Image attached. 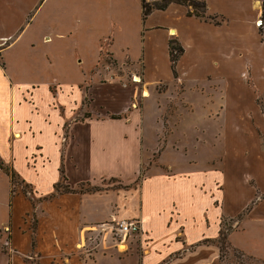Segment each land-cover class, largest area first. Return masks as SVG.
<instances>
[{
	"label": "crops",
	"instance_id": "crops-1",
	"mask_svg": "<svg viewBox=\"0 0 264 264\" xmlns=\"http://www.w3.org/2000/svg\"><path fill=\"white\" fill-rule=\"evenodd\" d=\"M200 1L206 2L208 16H217L218 24L194 16L189 17L187 7L178 4H171L164 11L155 10L143 21L142 0H0V57L2 59L0 62L5 64L4 69L0 67V107L3 92H7L10 97V104L6 105L9 111L10 126L5 139L9 143V149L13 147V140H19L26 134L18 129L21 122L17 118V107L25 103L31 106L33 112L38 110L32 104L21 102V93H29L33 98V92L37 91L39 86L34 83L20 84L14 78L13 70L6 59L11 54V59H18L22 69H37V65L31 60L36 59L33 55L36 45L33 44L34 41L42 44V59H46L49 63L59 59L66 61L67 59H79L80 66H82V59H95L90 79L94 78L96 81L99 75L93 74V71L99 64V60L103 58V52L113 59L114 65L124 67L130 62L136 66L138 62H141L143 79L141 82H134V87L129 86V100L135 94V89L141 87L142 83L149 87L145 90L149 94L145 98L153 96L154 99L156 98V87L163 84L164 79L176 83L171 92L167 91L170 87L165 85V91L158 93L156 106L160 112L164 109L168 110L169 102H175L173 107L176 112H189L188 108L192 109L193 104L192 99L187 97V91L183 89L185 79L196 80L198 78L208 81L209 89L214 96H223L220 101L222 106L219 109L223 116L226 107L230 106L229 102L237 104V112H242L244 106L241 105V100H234V97L240 96L242 92L244 73H249L251 69L253 76L256 77L262 73L264 65V40L257 26L262 12L261 2L259 0ZM171 39L177 40L184 49V54L177 64V78L174 77L171 69L169 55ZM23 40L28 41L29 45L20 49L19 44ZM163 61L168 65L165 78L161 74ZM135 79L138 77L135 76ZM87 81L89 80L75 84L71 92L76 89L73 94L75 95L76 92L81 98L73 97L70 103L82 104L84 97L80 85ZM99 84L108 85L104 82H98ZM151 87H155L156 90L151 91ZM91 89L92 85L90 91ZM162 95L166 97L164 101H162ZM93 102L92 98L91 105ZM54 103L56 102L52 103L54 109L58 110ZM70 103L67 106L59 105L68 108ZM120 114L111 115L110 120L96 121L91 118V113L86 112L84 121L75 122L74 125L93 121L118 127L121 124L131 123L133 126H129V133L136 136L138 143L136 127L139 121L136 116L132 114L128 123H122ZM171 117L173 116H169L167 120L171 131L159 160L165 152L173 151L169 150V144L174 142L175 137L172 129L182 127L180 119L175 120ZM23 122L26 124L27 133L34 136L36 131L31 127V122L27 120ZM192 122L189 124L191 127ZM184 126L188 127V123ZM164 128H166V121L162 118L156 124L157 139L164 133ZM118 133L120 132H112L113 135ZM121 138V142H124L129 138V134L122 132ZM241 146L244 147L243 144ZM40 148L42 150V147ZM32 152L30 151L28 156ZM255 153H252L253 162L249 165L238 160L240 156L241 160L246 157L241 153L234 152V155L223 153L222 156H218L219 163L215 171H222L223 176H228L232 180L233 192L237 197H244V195L247 197L241 210L221 213L220 218H217L214 223L215 233L213 234L208 233L209 221L199 220L198 228L201 227V229L194 238L185 234L183 224H186V220L180 216L174 205L168 211L166 229L169 230L162 236L155 235V229L148 225L143 201L140 200L139 210L130 208L131 196L134 191L138 192L142 189V182L145 178L138 189H135L131 187L132 183H125L120 177H108L121 179L123 186L108 191H101L94 187L95 191L91 189L83 193L76 187L79 184L89 185L87 182L96 181V179H83L73 184L66 170L69 181L67 186L73 192L61 193L56 190L55 186L60 179L59 174L51 183V188L42 192L29 182L28 173L25 171H18V173L13 167L12 160L6 161L5 155L1 153L0 160L34 187V195L38 199H45L42 202H36L35 199L33 201L27 199L24 194H12L11 179L0 166V231L5 228L9 229V242L6 240L5 232L4 237L0 236V264H33V261H35L34 264H221L216 240L223 217L233 218V216L240 215V212L253 201L257 193V189L249 184L246 187L241 185V177L254 171L251 177L258 179L256 181L258 187H261V191L264 192V157L257 158ZM160 165L174 172L181 170L173 165L164 164L161 160ZM187 165L191 164L187 163ZM26 169L27 172H31L29 168L26 167ZM160 174L163 175L161 172ZM228 187L229 185L227 186L225 182L215 183V191L218 193L226 192ZM99 191L101 194L97 193ZM194 197L199 201L201 195L195 193ZM98 199H102L103 203H98ZM214 205L223 208L218 201H214ZM31 218L34 219L33 222ZM132 219L140 221L142 232L140 234L131 233L123 237L128 238L126 244L122 240V243L116 244L117 247L125 245L124 253L119 254L114 244L106 240L108 235L104 230L100 229L104 235L98 233L101 235L98 241L93 237L95 233L92 229L101 223ZM239 223L241 230L232 231L229 234L232 246L237 249L241 247L236 242L237 234L244 232V227L251 223L257 229L255 241L257 251H241L264 260V200ZM109 233L112 234V231ZM93 242H95V247L91 248L93 251L91 253L88 247ZM5 244H8L6 249L3 248ZM84 252H87V257L83 256Z\"/></svg>",
	"mask_w": 264,
	"mask_h": 264
},
{
	"label": "rangeland",
	"instance_id": "rangeland-1",
	"mask_svg": "<svg viewBox=\"0 0 264 264\" xmlns=\"http://www.w3.org/2000/svg\"><path fill=\"white\" fill-rule=\"evenodd\" d=\"M259 21L257 22L260 23ZM33 44H36L35 52L33 51L36 59L31 60L35 62L37 69H22L18 59H11V54L8 55L6 62L13 70L14 78L20 84L34 83L39 86V89L33 92V98L29 93H21L20 98L21 102L25 101L32 104L38 110L33 112L31 106L25 103L17 107V118L21 122L18 129L26 132V134L19 140H13V147L9 149V143L5 138L10 126L9 111L6 106L10 104V97L7 92H3L2 106L0 107V154L5 155L6 161L12 160L13 167L17 172L25 171L28 173V180L34 187L42 192L48 191L58 174L60 176L59 192L61 193H64L66 186L69 185L68 177L71 178L73 184L83 179H96V181L87 182L89 185L79 184L76 187L78 191L83 193L94 187L101 191L116 190L121 185L123 186L122 181L132 183L131 187L138 189L141 181L145 178L142 182V189L133 192L129 204L132 210L135 208L139 210L141 207L140 200L144 202L148 225L155 229L154 233L157 236H162L169 230L166 229L167 216L173 205L180 216L186 220V224H183L184 231L191 238H194L201 229V227L198 228L199 220H208L210 223L208 233L213 234L215 233L214 223L217 218H220L221 213L226 214L241 210L247 196L237 197L233 192L232 180L228 176H223L222 171L216 172L215 170L218 168V156H222L223 153L228 155H234V152L241 153L246 157L242 156L245 158L241 160L240 156L238 160L248 165L253 162L251 160L253 158L252 153L256 152L257 158L264 157V65L262 73L256 77L253 76L251 69L249 73H244L242 92L240 96L234 97V100H241V105L244 106L240 113L237 112V104L229 102L230 106L226 107L223 116L219 110L222 106L220 101L223 96H214L209 89L208 81L200 78L196 80L185 79L183 89L187 91V97L192 99L193 104L192 109L188 108L189 112H176L173 107L175 102H169L168 110L166 111L164 107V110L160 112L156 106L158 93L165 91L166 86L170 87L167 91L171 92L176 83L164 79L163 84L156 87L155 99L153 96L145 98L143 92L149 87L142 83L141 87L135 89V94L129 100V86L134 87V82H141L143 79V64L141 62H138L136 66L130 62L124 67L114 65L113 59H110L107 53L103 52V58L99 60V64L93 71V74L99 75L96 81L94 78L93 80L90 79L92 77L91 68L95 59H82V66H80L79 59H67L68 61L59 59L49 63L46 59H42V44L39 41H34ZM28 45V41L23 40L19 47L21 49ZM167 72L168 65L163 61L161 74L164 78ZM135 76L139 80L135 79ZM86 80L89 81L80 85L84 97L82 104L70 103L73 97L81 98L78 93L73 94L76 89L71 92L75 84L83 83ZM98 82L108 83V85H98ZM156 88L151 87L150 89L154 91ZM53 96L56 97L53 98ZM164 96H161L162 101L166 99ZM92 98L94 102L91 105ZM53 101L56 102L54 105L58 110L54 109ZM69 103L68 108L62 106H67ZM86 112L91 113V118L96 121L110 120L111 115L121 113L122 123H128L129 117L134 114L139 121L136 127L138 143L136 136L129 133V126H133L131 123L121 124L118 127L93 121L74 125L75 122L84 121ZM171 115L173 116L172 119H180L179 122L182 127L172 129L175 137L173 138L174 142L169 144V150L172 149L173 151L165 152L160 160L164 164H170L176 169H181L177 172L160 165L159 160L171 131L167 122ZM162 118L166 121V128H164L161 137L157 139L155 136L156 124ZM25 120L31 122V127L36 131L34 136L27 133L26 124L23 122ZM46 120L47 122H45ZM190 122H192V127L189 126ZM187 123L188 127L185 128L184 125L187 126ZM112 132L120 133L113 135ZM122 132L129 134V138L124 142H121ZM114 136L115 138H113ZM13 137L16 139L15 134ZM242 144L244 147L241 146ZM36 146H38L37 150L34 151ZM40 147H42L43 152ZM30 151L33 152L28 156ZM26 157L28 158L25 160ZM72 158L73 160H71ZM212 158L214 159L211 160ZM187 163L191 165H187ZM25 165L30 169V173L26 171ZM140 168L141 170H139ZM66 170L69 173L68 177ZM253 175L254 171H250L249 175L242 176L240 179L241 185L246 187L249 184L257 189L253 201L240 212L243 214L242 219L247 218L249 212L264 200V192L261 191V187H258L256 182L258 179L251 177ZM108 177H120L122 181L119 178L111 179ZM219 181L229 185L226 192L218 193L215 191V183ZM33 186L16 173L11 188L15 194H24L31 201L35 199L36 202H42L45 198L38 199L34 195ZM97 193L101 194L100 191ZM195 193L201 195L199 201L195 199ZM213 194L214 196H212ZM214 201H218L223 208L214 205ZM97 202L103 203L102 199H98ZM33 218L35 219V217ZM33 218H31V222L34 221ZM242 219L238 220L237 215L233 218L230 216L223 217V227L225 230L229 229L230 233L241 230L239 221ZM122 221L124 220L108 221L94 227L92 229V232L95 233L94 239L98 241L100 236L104 235L100 230L102 229L108 235L106 240L114 244L119 254L124 253L125 245L117 247L116 244H120L122 241L126 244L128 238L120 237L114 231L110 234L111 229L107 228V225L117 227ZM244 228V232L237 234L236 242L241 246H239V250L257 251L255 245L257 229L251 223ZM8 230L5 228L0 231V236L4 237L7 234L5 237L9 242ZM133 244L137 245V243ZM7 247L8 244L3 246L4 249ZM94 247L95 242L88 247L91 253H93L91 248ZM94 250L97 251V249ZM83 256L87 257V252H84ZM236 256L239 255L234 254L231 249H227L223 259H221V264H239L240 262L248 264L250 262L246 258L239 260Z\"/></svg>",
	"mask_w": 264,
	"mask_h": 264
},
{
	"label": "trees",
	"instance_id": "trees-1",
	"mask_svg": "<svg viewBox=\"0 0 264 264\" xmlns=\"http://www.w3.org/2000/svg\"><path fill=\"white\" fill-rule=\"evenodd\" d=\"M260 1L262 3V12L260 16V19L262 20V27L260 26L261 28H259V34L264 40V0H260ZM171 4H178L187 7L189 17L194 16L200 19H204L205 21L218 24V22L216 21L217 16H208L207 4L205 1H200V0H153L151 2L147 0H142V20L145 21L148 18V16L155 10H162V11L166 10ZM183 54H184V49L181 46V44L177 40L171 39L169 41V55H170L171 69L175 78H177L178 76L177 64L180 61ZM0 67L4 69L5 64L3 62H0ZM112 118L117 119L118 117H112ZM0 166L2 170L10 177L11 183L13 184L14 177L16 176L14 170L11 167L4 164V162L1 160H0ZM55 188L57 191H60L59 184H57ZM65 191L71 192L72 190L68 186H66ZM13 193L14 191L12 190V194ZM242 217L243 214L237 216L238 220L242 219ZM229 231H230L229 229L227 230L224 229L223 220H222L219 236L216 240V244L220 251L221 259H223V255L225 251L227 249H231L234 252V254L239 255L238 257L236 256L239 260H244L243 258H246L248 261H250L248 264L250 263L264 264V260L258 259L254 256L247 255L243 251L233 247L229 240V234H230ZM239 264H243V263L240 262Z\"/></svg>",
	"mask_w": 264,
	"mask_h": 264
},
{
	"label": "built area",
	"instance_id": "built-area-1",
	"mask_svg": "<svg viewBox=\"0 0 264 264\" xmlns=\"http://www.w3.org/2000/svg\"><path fill=\"white\" fill-rule=\"evenodd\" d=\"M257 22V26L260 27L262 25V21ZM108 229H111V231L115 232L116 235H120V237H125L128 234H140L142 232L141 230V223L138 220H131V221H122L118 224L117 227L114 225H107ZM113 232V233H114Z\"/></svg>",
	"mask_w": 264,
	"mask_h": 264
},
{
	"label": "bare ground",
	"instance_id": "bare-ground-1",
	"mask_svg": "<svg viewBox=\"0 0 264 264\" xmlns=\"http://www.w3.org/2000/svg\"><path fill=\"white\" fill-rule=\"evenodd\" d=\"M143 94H144L145 97H148V95H149L147 91H144Z\"/></svg>",
	"mask_w": 264,
	"mask_h": 264
}]
</instances>
